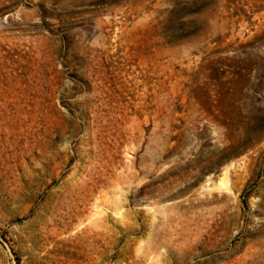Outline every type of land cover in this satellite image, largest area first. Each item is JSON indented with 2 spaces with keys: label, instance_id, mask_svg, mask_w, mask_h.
Returning <instances> with one entry per match:
<instances>
[{
  "label": "rangeland",
  "instance_id": "1",
  "mask_svg": "<svg viewBox=\"0 0 264 264\" xmlns=\"http://www.w3.org/2000/svg\"><path fill=\"white\" fill-rule=\"evenodd\" d=\"M0 264H264V0H0Z\"/></svg>",
  "mask_w": 264,
  "mask_h": 264
}]
</instances>
